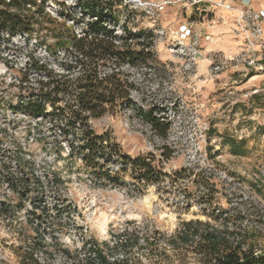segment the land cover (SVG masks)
I'll return each instance as SVG.
<instances>
[{
    "label": "rangeland",
    "instance_id": "obj_1",
    "mask_svg": "<svg viewBox=\"0 0 264 264\" xmlns=\"http://www.w3.org/2000/svg\"><path fill=\"white\" fill-rule=\"evenodd\" d=\"M118 1H110L111 9L103 11L108 26L163 25L174 29L188 22L198 41V64L185 70L166 44L160 43L155 49L156 70L160 79L174 78V96L198 107L201 119L208 123L206 151L211 170L198 174V183L190 172L183 171L181 157L171 156L165 164L155 153L150 161L158 180L145 182L138 181L137 171L134 179L128 172L108 179L73 163L68 168L70 177L77 173L80 177L67 184L73 194L72 220L83 225L81 230L87 237L110 247L115 245L108 242L111 234L124 232L121 247L103 249L113 264H212L215 251L201 233L184 243L181 236L188 222L200 225L202 231L221 232L225 242L218 245L220 252L239 245L243 250L264 253V19L256 23L242 15L249 9L252 13L264 11V0H202L193 7L168 5L153 13L134 9L128 0ZM28 2L27 14L39 12L36 17L48 30L45 37L51 49L64 45L72 26L70 14L83 11L77 1ZM41 4L44 13L39 11ZM138 70H133L139 88L136 100L145 103L151 96L149 83L142 81ZM104 117V122L93 120V132L102 134L101 128L109 125V141L123 155L136 158L147 150L156 151L157 144L149 142L138 113L133 116L136 123L130 132L124 127L121 112ZM181 189L193 200L219 208L222 215L205 214L195 201L173 208L169 198ZM64 242L70 254L63 255L57 247L49 246L50 253H55L47 260L50 264H93L74 255L79 246L77 233Z\"/></svg>",
    "mask_w": 264,
    "mask_h": 264
},
{
    "label": "built area",
    "instance_id": "obj_2",
    "mask_svg": "<svg viewBox=\"0 0 264 264\" xmlns=\"http://www.w3.org/2000/svg\"><path fill=\"white\" fill-rule=\"evenodd\" d=\"M11 1L0 0V9L6 8ZM201 1L128 0V3L134 9L142 8L153 13L168 5L193 7ZM30 6L27 2L21 7L10 8V12L28 18L30 25L26 29L12 30L0 19V264H50L47 260L55 253H50L49 246L57 247L58 253L63 255L70 254L64 241L69 240L72 233H77L79 242L73 250L74 255L82 262L97 264L96 250L99 249L108 260L103 249L115 245V248L121 247L119 244L125 234H111L108 242L115 243L111 247L107 242H101V245L84 234L83 225L72 220L73 194L67 188V184L80 174L70 177L68 168L73 163L83 170L88 164H98L116 173L122 164L115 161L117 157L105 162L100 153L88 158L91 150L82 148L88 142L83 137V130L87 127L93 130L94 119L104 122L106 114L121 112L124 127L130 132L136 123L133 116L138 113L149 142L152 140L157 144L156 151L147 150L144 154L147 160L155 153H159L165 164L171 156L181 157L183 171L190 172L193 181L201 182L197 175L211 170L210 156L206 151L210 140L209 125L201 119L198 107L189 106L180 96H174L172 76L167 80L158 78L155 59V49L163 43L169 53L184 64L185 70H190L199 61L198 41L188 22L174 29L163 25L116 28L102 20L101 25L112 34L113 43L118 48L134 50L135 43L139 42L138 48L151 52L153 57L135 63L118 62L113 56L97 59V77L104 79L115 75L127 86V95L121 101L116 99L112 107L107 106V111L99 117H92L90 111L83 110L78 102L80 89L77 83L84 74L83 64L88 59L75 41L86 35L91 37L87 34L88 23L98 22V17L81 10L71 13L69 23L72 26L64 38V45L52 50L45 37L48 30L39 25L36 17L39 12L27 14L25 8ZM225 7L230 8L229 5ZM242 15L256 23L264 19L263 10L252 13L249 9ZM136 68L142 73V81L149 83L148 95L151 96L145 103L136 100L139 90L133 72ZM73 111H78L80 117H75ZM139 112H152L155 118L166 124L165 134H158ZM101 129L102 133L110 130L109 125ZM107 143V140L103 141L104 145ZM193 201L205 214L222 215L219 208L209 207L198 198L193 200L186 189L169 198L173 208L187 207Z\"/></svg>",
    "mask_w": 264,
    "mask_h": 264
},
{
    "label": "trees",
    "instance_id": "obj_3",
    "mask_svg": "<svg viewBox=\"0 0 264 264\" xmlns=\"http://www.w3.org/2000/svg\"><path fill=\"white\" fill-rule=\"evenodd\" d=\"M28 0H12L10 3L6 4V8L0 9V19L3 25H8L12 30L16 29H26L29 27L30 22L27 17H24L17 13L10 12V8L15 5V7H21L25 5ZM79 8L87 13H91L98 17V22L88 23V31L91 34L89 38L88 35L75 41V44L82 47L84 53L87 56L88 61L83 64L84 74L79 78L77 83V88L80 89L77 97L79 106L83 110L90 111L92 117H99L105 111H107V106L112 107L114 101L119 99L120 101L126 98V85L115 75L109 76L104 79H99L96 74V60H105L110 56L115 57L118 62H139L151 59L153 56L151 52L144 51L143 48H138L141 43L136 42V49L132 50L130 48H118L112 39V34L106 31L101 25V21L104 20V9H111L113 3L104 0H79ZM39 7H41L39 9ZM38 7L39 11L43 12V4ZM62 87L64 84L62 83ZM140 115L149 122L153 129L160 135H164L167 129L165 123L159 121L155 118L152 112H139ZM75 117H80L78 111H73ZM83 137L87 143L85 147L91 150V154L87 156L92 158L93 154L98 155L100 153L106 161H111L113 157H117L115 161L122 164L121 170L116 173L110 172L105 166L98 164H88L87 168L94 172V174L101 177H107L112 179L114 175L117 176L119 172H128L133 176L134 179L135 172L137 171L139 175L137 176L138 181L150 182L158 180V174L156 170L152 168L150 160H147V156L142 155L136 158H130L123 155L116 144H112L110 137L108 138V133L95 134L90 128H85L83 130ZM107 140V145L103 144V141ZM96 155V156H97ZM185 230L182 232L183 241L187 243L190 238L202 234L205 240L208 241L213 251H215L214 259L212 264H264V253L255 254V252L249 248L243 250L241 246L236 245L230 247L227 250L220 252L218 245L225 242L223 234L218 231H211L200 229V225L193 222L185 223ZM122 246V244H119ZM97 251V264H113L109 262L105 256L102 255L99 249Z\"/></svg>",
    "mask_w": 264,
    "mask_h": 264
},
{
    "label": "bare ground",
    "instance_id": "obj_4",
    "mask_svg": "<svg viewBox=\"0 0 264 264\" xmlns=\"http://www.w3.org/2000/svg\"><path fill=\"white\" fill-rule=\"evenodd\" d=\"M146 200H147V202H149V203L151 202V198H150V197H147Z\"/></svg>",
    "mask_w": 264,
    "mask_h": 264
}]
</instances>
